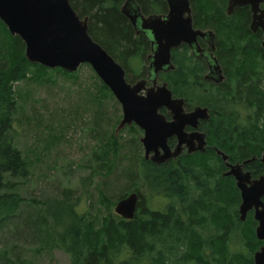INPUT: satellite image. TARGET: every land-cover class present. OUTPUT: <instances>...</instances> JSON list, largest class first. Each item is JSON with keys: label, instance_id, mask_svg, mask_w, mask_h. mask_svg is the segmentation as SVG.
I'll list each match as a JSON object with an SVG mask.
<instances>
[{"label": "trees", "instance_id": "obj_1", "mask_svg": "<svg viewBox=\"0 0 264 264\" xmlns=\"http://www.w3.org/2000/svg\"><path fill=\"white\" fill-rule=\"evenodd\" d=\"M69 1L80 17L88 15V33L126 70L130 81V61L140 59L144 66L148 44L134 35L121 14L124 0ZM135 1L144 14L167 11L164 0ZM189 1L193 26L215 35L214 54L225 79L218 84L205 80L203 61L192 57L184 44L172 50L174 69L161 78L174 96L185 98L188 108L192 102L209 108L210 120L202 124L209 147L161 164L142 158L138 176L165 203L161 208L148 206L133 189L139 201L132 219L110 212L94 228L75 212L74 204L52 201L56 212L47 213L54 221V240L72 264H252L254 252L263 245L255 236L252 213L239 219L240 193L234 179L222 175L225 165L216 149L232 163L254 157L246 166L264 175L259 159L264 153V31L250 30L248 6L235 7L228 15V0ZM31 70L39 80L47 70L71 74L27 61L24 42L0 20V223L22 202L10 190L28 175L10 132L16 108L13 84Z\"/></svg>", "mask_w": 264, "mask_h": 264}, {"label": "rangeland", "instance_id": "obj_2", "mask_svg": "<svg viewBox=\"0 0 264 264\" xmlns=\"http://www.w3.org/2000/svg\"><path fill=\"white\" fill-rule=\"evenodd\" d=\"M139 60L129 64L134 79L133 71L142 69ZM43 77L39 80L31 70L13 84L16 108L10 135L28 175L10 190L22 202L0 223V264H72L54 240V221L47 213L56 212L52 201L74 204L94 228L133 189L148 206L165 203L138 176L142 131L129 125L115 132L121 107L92 68L81 64L71 74L47 70Z\"/></svg>", "mask_w": 264, "mask_h": 264}, {"label": "water", "instance_id": "obj_3", "mask_svg": "<svg viewBox=\"0 0 264 264\" xmlns=\"http://www.w3.org/2000/svg\"><path fill=\"white\" fill-rule=\"evenodd\" d=\"M164 1L166 13L145 15L135 0H124L120 6L121 14L135 33H142L151 46L147 77L133 84L126 81L123 67L88 33V16L80 17L69 0H0V20L11 35L19 36L24 42V56L30 63L60 68L68 73L81 64H88L121 107L115 132L124 126L136 125L143 131L139 137L143 158L161 164L176 160L184 149L188 154L204 152L205 133L197 129V123L209 117L206 107L195 106L185 111L183 98L174 97L166 82L156 84L160 71L174 69L171 50L186 44L193 56L206 61L209 72L205 79L217 83L224 80L221 66L213 55V31L193 26L189 0ZM241 6H248L251 12L250 30L264 31V0H228L226 13L229 15L235 7ZM198 37L208 44L210 52L199 45ZM262 46L264 48V37ZM147 81H151L152 86L145 87ZM161 109H165V114ZM185 125L194 130L185 132ZM173 136L176 143L171 147L168 138ZM216 154L228 168L224 176H232L239 190V219L244 220L246 214L253 211L255 236L264 243V175L252 178L250 171L243 170L245 164L255 158L230 163L224 152L216 149ZM259 159L264 163V153ZM138 201V194L130 192L116 201L113 212L132 219ZM252 264H264V244L254 252Z\"/></svg>", "mask_w": 264, "mask_h": 264}, {"label": "flooded vegetation", "instance_id": "obj_4", "mask_svg": "<svg viewBox=\"0 0 264 264\" xmlns=\"http://www.w3.org/2000/svg\"><path fill=\"white\" fill-rule=\"evenodd\" d=\"M141 9V8H140ZM143 13V12H142ZM163 13H166V12H163ZM150 14V13H149ZM145 15H147V14H145ZM129 22V21H128ZM250 23V22H249ZM129 24H130V22H129ZM131 25V24H130ZM132 27V26H131ZM132 29H133V27H132ZM133 31H134V29H133ZM134 35L136 36V37H142L146 42H147V44H148V49H147V51H146V53H145V63H146V65L145 66H142V69L140 70V73L139 74H136L135 75V77H137V79H134L133 77H131V79H130V81H128L127 79H126V81L127 82H129V83H131V84H133V83H135L136 81H138V80H140V79H146V77H147V66H148V64H149V62H148V55L151 53V46H150V43L148 42V40L144 37V35L142 34V33H140V34H136L135 33V31H134ZM197 40H198V43H199V45L203 48V49H205L206 51H211V49L209 48V46H208V44L204 41V40H202L201 38H197ZM214 42H215V38H214ZM181 45H183V44H181ZM180 45V46H181ZM184 45H186V44H184ZM187 46V45H186ZM188 47V46H187ZM215 48H216V45H215ZM188 49H189V53H190V55L192 56V57H195V56H193V54L191 53V50H190V48L188 47ZM173 50V49H172ZM172 50H171V57H172ZM214 51H215V49H214ZM214 51H213V55L215 56V54H214ZM216 57V56H215ZM195 58H199V59H201L202 61H203V63H204V65H205V67H206V70H205V72H204V74H203V77H204V79H205V75L209 72V70H208V66H207V64H206V61L204 60V58H202V57H195ZM217 59V58H216ZM171 61H172V58H171ZM218 61V60H217ZM172 63H173V61H172ZM174 64V63H173ZM221 66V65H220ZM124 69V68H123ZM221 69H222V67H221ZM125 70V69H124ZM130 73V72H129ZM162 73H165V71H160L159 73H158V76H157V81H156V84H161V83H163V82H166V81H164V80H162V78H161V74ZM222 74H223V76H224V73H223V69H222ZM125 78H126V70H125ZM224 79H225V76H224ZM205 80H207V81H210V82H213V83H215V84H218L217 82H215L214 80H211V79H205ZM224 81V80H223ZM222 81V82H223ZM222 82H220V83H222ZM167 83V82H166ZM150 86H152V82L151 81H147L146 82V84H145V87H150ZM167 86H168V84H167ZM169 88V87H168ZM170 89V88H169ZM141 93H143V91H141ZM173 94V93H172ZM174 96V95H173ZM114 97V96H113ZM174 97H180V96H174ZM183 98V100H184V104H183V106H184V110L185 111H190V110H192V108L193 107H195V106H201V107H206L207 108V110H208V114H209V117L206 119V120H198V123H197V129L200 131V132H203V133H205V141H206V148H208L209 147V144H208V140H207V134H206V132H205V130H203V127H202V124L203 123H206V122H208L209 120H210V110H209V108L207 107V106H203V105H193V106H191V107H187L186 106V100H185V98L184 97H182ZM162 113H164L165 114V109H161L160 110ZM167 119H169V117L167 116ZM132 125H134V124H132ZM140 129V128H139ZM141 130V129H140ZM184 130H185V132H190V131H192V130H194L191 126H189V125H185V127H184ZM142 131V130H141ZM142 133H143V131H142ZM176 143V138L173 136V137H171V138H168V144L171 146V147H173L174 146V144ZM211 146V145H210ZM187 152H186V150L184 149V151L178 156V157H180L182 154H186ZM188 154V153H187ZM178 157H177V159H178ZM242 162V161H241ZM230 163H232V162H230ZM233 163H239V162H233ZM263 163V162H262ZM225 165V164H224ZM228 170V168L225 166V170L223 171V173H222V175H224V173L226 172ZM243 170L244 171H250L251 172V170L246 166V164H245V166L243 167ZM251 175H252V178H257L259 175H263V174H258V175H255L254 173H252L251 172ZM230 176V175H229ZM230 177H232V176H230ZM233 178V177H232ZM234 179V178H233ZM234 183H235V180H234ZM236 186V185H235ZM262 200L264 201V196L262 197ZM249 212H251L252 213V215H253V211H249ZM248 212V213H249ZM247 213V214H248ZM247 214H246V216H247ZM256 226V225H255ZM254 229H255V227H254ZM264 244V243H263ZM260 248V247H259Z\"/></svg>", "mask_w": 264, "mask_h": 264}]
</instances>
